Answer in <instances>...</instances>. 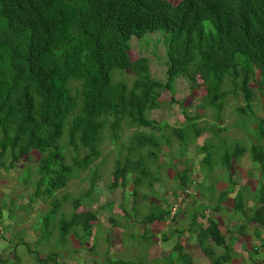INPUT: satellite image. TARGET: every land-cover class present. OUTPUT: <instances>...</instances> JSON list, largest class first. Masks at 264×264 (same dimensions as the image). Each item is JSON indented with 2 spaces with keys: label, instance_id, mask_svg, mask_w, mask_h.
Listing matches in <instances>:
<instances>
[{
  "label": "trees",
  "instance_id": "obj_1",
  "mask_svg": "<svg viewBox=\"0 0 264 264\" xmlns=\"http://www.w3.org/2000/svg\"><path fill=\"white\" fill-rule=\"evenodd\" d=\"M155 31L164 33V81L150 76L144 55L130 54L131 37L141 38ZM114 68L134 76L130 86L114 77L112 81ZM179 77L191 89H204L199 108H211L215 119L228 95H240L242 104L236 110L246 115L255 93H264V0H0V167H12L22 157L28 161L29 153L35 151L37 179L34 192L27 198L50 199L46 214H53L61 202L54 193L80 172L90 170L100 156L104 130L114 141L119 138L121 123L132 126L127 151L144 148L147 156L156 158L162 141L139 129L161 127L148 113L159 108L162 92L173 95V83ZM261 107L264 112V103ZM199 115L195 113L186 124L170 129L179 142V151L185 150L188 130L190 138L201 132L195 125ZM263 121L259 120L253 134L264 141ZM222 141V149L211 142L196 149L202 152L199 162L207 169L217 154V163L225 169L231 184L209 205L215 212L222 209L226 192L233 190L231 163L245 151L244 146L235 144L231 148ZM165 142H169L167 138ZM65 145L73 152L69 161H65ZM249 155L261 172V183L250 193L258 203L250 214L243 210L241 190L234 192L232 208L244 218L236 228L241 234L250 223L264 229V149L250 144ZM144 164L140 152L134 158L125 155L122 161L115 158L107 187L123 188L130 181L132 196L136 197L135 187L142 181L150 187L146 181L150 173ZM191 170L184 163L175 172L177 193L188 195L185 191L192 185ZM88 178L92 186L95 175ZM244 185L242 190L246 192ZM83 197L79 194L73 198L69 217L59 227L62 237L74 231L72 227L80 228L83 236L89 234L96 216L89 210H76ZM152 212L140 223L151 224L169 216L161 210ZM197 214L203 217L195 211L187 229L209 258L207 264H228L231 244L221 233L218 221L207 217L203 225L196 221ZM174 231L178 235L182 230ZM225 231L233 235V230ZM147 233L150 230L142 232L146 239ZM254 233L257 235L258 230ZM206 239L223 251L214 255ZM257 247L250 249L255 253ZM172 250L183 261L188 256L181 244H173ZM34 257L39 261L35 264H55L51 255ZM104 260L105 264H134L132 259ZM137 264H143L142 260L137 259Z\"/></svg>",
  "mask_w": 264,
  "mask_h": 264
},
{
  "label": "rangeland",
  "instance_id": "obj_2",
  "mask_svg": "<svg viewBox=\"0 0 264 264\" xmlns=\"http://www.w3.org/2000/svg\"><path fill=\"white\" fill-rule=\"evenodd\" d=\"M168 1L175 3L177 0ZM163 34L162 31H155L129 40L131 57L144 55L148 59L150 76L159 81H164L166 61ZM118 71L119 69H112V81L114 77L124 80L130 86L134 76L125 70ZM197 80L200 81L199 78ZM173 87V95L168 91L162 92L159 108L148 113L156 123L162 124L161 127L139 129L152 133L162 141L156 149V158L147 156L144 148L136 152L127 151L129 137L134 130L132 126L121 123L119 138L114 141H110L107 129L104 130L99 144L100 156L92 162L90 170L80 172L54 193L61 202L51 215L46 214L51 206L50 199L27 198L34 192V181L37 179L35 169L38 154L35 151L29 153L28 161L22 157L12 167H0V264L39 263L35 261V254L37 257L51 255V261L55 264H105V257L132 259L134 264H137V259L142 260L143 264H185V259L189 261L188 264H207L209 258L195 242L194 233L187 229L190 215L198 210L203 217L197 214L196 221L205 225L207 217H214L221 233L230 241L232 257L228 264L261 262L260 259L264 258V247L260 246L264 245V229L250 223L245 225L244 234L238 232L236 228L244 223V218L232 208L231 200L234 192L241 190L243 210L247 214H250L252 207L258 205L250 193L259 187L261 172L250 158L249 147L250 144H256L264 149V141L253 134L259 120L264 118L261 107L264 93H255L251 110L246 115H241L236 110L242 104L240 95H228L219 118L215 119L211 116V108L204 111L199 108L198 99L204 93L201 86L191 89L188 82L179 77L175 79ZM195 113L200 114L195 125L201 132L190 138L191 130H188L184 136L187 141L185 150L179 151V142L170 129L186 124L189 122L188 117ZM262 126L264 129V121ZM166 138L168 143L165 142ZM220 140L231 148L235 144L244 146L245 151L231 163L233 190L226 192V200L221 203L222 209L215 212L209 205L217 201L220 190L231 184L227 181L225 169L217 163V154L212 157L214 160L207 169L199 162L202 152H197L196 149L206 142L222 149ZM139 152L145 158L144 165L150 173L146 181L150 182L152 190L145 184V180L135 187L138 191L136 197L132 196L130 181L123 188L107 187L114 159L122 161L125 155L134 158ZM63 153L65 161L73 156L68 145L64 146ZM184 163L193 169L190 173L193 176L192 185L185 191L188 195L177 193L174 177L175 172L184 167ZM92 175H95V180L91 186L88 177ZM243 185L247 188L246 192L242 190ZM79 194H84V197L76 210H89L95 214L96 219L91 223L88 235L83 236L80 228L72 227L74 231H68L62 237L59 227L62 221L68 219L72 200ZM152 210H161L169 216L151 224L140 223L144 215L153 213ZM177 228L182 230L178 235L174 231ZM226 228L233 230V235H228ZM145 229L150 230L146 235L149 236L148 239L142 236ZM254 229L258 230L259 237ZM206 242L214 255L223 251L221 246L213 244L209 239ZM175 243L181 244L183 252L188 255L184 261L179 258L178 253L172 252ZM255 245L259 248L254 253L250 248ZM40 261L43 262L42 259Z\"/></svg>",
  "mask_w": 264,
  "mask_h": 264
},
{
  "label": "crops",
  "instance_id": "obj_3",
  "mask_svg": "<svg viewBox=\"0 0 264 264\" xmlns=\"http://www.w3.org/2000/svg\"><path fill=\"white\" fill-rule=\"evenodd\" d=\"M260 261H261V262H264V258H261ZM261 262H260V263H261ZM260 263H259V264H260Z\"/></svg>",
  "mask_w": 264,
  "mask_h": 264
}]
</instances>
